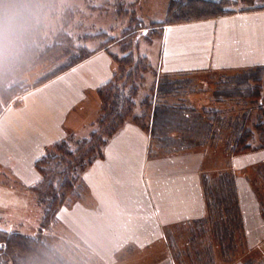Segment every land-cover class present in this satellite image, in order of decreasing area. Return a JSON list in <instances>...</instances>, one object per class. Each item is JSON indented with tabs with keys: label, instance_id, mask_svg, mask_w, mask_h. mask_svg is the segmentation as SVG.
<instances>
[{
	"label": "crops",
	"instance_id": "crops-1",
	"mask_svg": "<svg viewBox=\"0 0 264 264\" xmlns=\"http://www.w3.org/2000/svg\"><path fill=\"white\" fill-rule=\"evenodd\" d=\"M254 5L257 7L253 9L161 26L155 73H187L189 77V73L211 71L232 75L264 65V1L255 0ZM115 70L112 52L98 49L4 107L0 113V190L6 184L3 176L21 186L20 200L11 198L12 202L4 206L11 208V219L31 217L30 212L37 211L29 189L40 179L35 161L46 147L91 126L99 115L98 89ZM215 102L238 105L249 102V98L223 97ZM240 114L241 109L235 107L222 113V122L212 128L218 135L216 140L196 139L193 143L188 139V144L181 146L176 143L178 138L194 128L205 135V122L167 130L174 142L158 147L151 143L149 131L125 122L104 146L103 157L84 170L90 193L81 199L69 196L55 223L71 225L78 233L85 232L79 225L92 224V232L99 230L102 236L86 241L87 246L103 245L104 264L113 263L115 253L128 241L132 242L129 247L160 244L165 249V263L175 264L176 255L167 251L177 246L171 234L179 223L192 233L191 242L198 234L212 231L213 239L201 244L207 250L236 247V234L241 232L245 255L249 250L250 254L232 264H263L264 146L231 151L230 137L236 134L235 121ZM221 137H227L223 138V164L216 156L214 160L219 163L211 162V172L206 173V152L210 146L221 144ZM152 147L155 153L150 152ZM17 225L24 226L21 221L8 222L6 229H18ZM254 248L262 257L253 256ZM212 261L218 263L213 251ZM226 263L231 264L230 260Z\"/></svg>",
	"mask_w": 264,
	"mask_h": 264
},
{
	"label": "trees",
	"instance_id": "trees-1",
	"mask_svg": "<svg viewBox=\"0 0 264 264\" xmlns=\"http://www.w3.org/2000/svg\"><path fill=\"white\" fill-rule=\"evenodd\" d=\"M254 2L255 0H169L165 17L159 24L163 26L212 18L238 9H253L257 7ZM236 4L241 6L230 7ZM61 9L60 0H0V113L27 89L52 78L94 52L76 44L73 35L67 30L74 15L73 9L66 8L60 17L61 26L55 24L53 28L51 22L60 14ZM102 34H87L83 39L89 40ZM112 56L118 65L112 78L98 89L100 111L95 120V129L87 137L76 140L74 148H71L70 136L54 142L35 161L40 179L29 186V189L37 194L38 203L44 207L40 225L33 234L0 228V264H74L70 256L50 243L42 232L54 222L68 194L79 185L82 172L96 158L103 156V147L129 119L153 136L160 137L165 144L174 142L167 130L183 128L191 122L195 125L205 122L207 132L200 140L212 142L217 139L218 135L212 128L217 122H222L221 115L226 110L214 105L197 110L186 102L182 103L183 101L171 104L164 101L153 103L146 96L142 101L141 113H133L135 100L132 97L137 94L138 87L144 80V72L150 68L148 59L145 55L136 53L133 48L127 49L121 57ZM40 65L47 67L44 74L33 82H26L27 74ZM186 74L159 76L157 92H175L182 86L178 85L188 79ZM234 96H247L249 102L240 107L241 114L235 121L236 134L229 136L233 142L231 151L243 152L263 147L264 110L258 100L264 101V65L228 75L224 82L218 84L214 101ZM255 109L261 113L252 120L251 112ZM181 139L185 143L189 138L180 136L178 142Z\"/></svg>",
	"mask_w": 264,
	"mask_h": 264
},
{
	"label": "rangeland",
	"instance_id": "rangeland-1",
	"mask_svg": "<svg viewBox=\"0 0 264 264\" xmlns=\"http://www.w3.org/2000/svg\"><path fill=\"white\" fill-rule=\"evenodd\" d=\"M168 1L169 0H60L62 9L59 12L60 14H58V16L53 19L51 23L53 25V28L55 24H58L60 27V17L62 16L64 10L66 8L73 9L74 15L71 18V22L67 27V30L73 35L72 37L76 44L82 45L86 49L94 51L106 48L110 50L116 57H121L126 53L127 49L133 48L136 53L138 52L141 55L145 54L149 57L148 59L152 66H150L149 64L150 68L146 72H144V80L138 87L137 94L132 97V99L135 100L133 113H141L143 109L142 101L146 96L150 97L153 103L156 101H164L168 104H171L173 102L183 101L182 103L186 102L188 106L196 108L198 110L203 107V105L207 107H209L210 105H214L215 107L222 108L224 110L234 107L237 110L238 108L240 109L242 104H220L214 101L215 90L218 87V84L224 82V80L227 78V73L211 71L189 73V77H187L188 79L183 80L178 85L182 86L177 88L175 92L170 94L157 92V82L159 79V76L155 73V54L158 51L159 41L157 34H159L161 29L159 22L164 19L166 14ZM257 1L263 2L264 0ZM117 2H121L122 4L116 5ZM240 6V4H236L231 5L230 7L239 8ZM99 32L103 33L100 37H95L89 40L83 39L84 35H93ZM151 40L153 41L150 42ZM117 65L118 64L116 63V66ZM52 66L53 64L50 65V67ZM46 68L47 67L45 65L37 66L34 70L27 74L25 81L33 82L38 76L44 74ZM187 97L189 100L186 99ZM258 102L262 103V109L264 110V101L258 100ZM260 113L261 112L257 109L253 110L251 112L252 120L259 116ZM128 121L135 123L131 119H129ZM249 125L250 124H248V126ZM95 127L96 124L94 121L91 126L86 127L85 130L78 133H70L68 136L71 137L69 139L71 148L75 147L74 142L76 140L87 137L91 133V131L95 129ZM150 135L152 138L151 143H154L153 146L158 147L159 144L160 146L164 145V143L160 140V137L153 136V134L151 133ZM189 135L187 136L193 143L196 142V139H201L202 136H204L199 128H194ZM221 138V144L210 146L206 152V167L204 166L207 169L206 173L211 172L210 170L212 168H209L211 162H215V164L219 163V161L214 160L216 159V156H220V158L218 159L221 160L220 162L221 164H223V161L225 159L224 156H226L225 151H223V138L226 139L227 137ZM176 143H180L179 145L181 146L182 141H177ZM171 144L172 143H170L169 145L171 146ZM187 144V142L183 143V145ZM151 151H154L155 153V149L153 147L150 148V152ZM102 157L103 156L96 158V160ZM83 173L84 171L81 174V178L78 180L79 185L75 187L73 192L68 194L67 199L69 196L80 197L81 199L86 197V195L90 193L89 186L86 185V182L83 179ZM7 178V176H3L6 184L4 186V189H1L2 191L0 190V228H9L7 226L8 222L13 224L15 222L20 223L21 221L24 226L20 227L19 225H17L19 227L17 230L33 234L37 231V228L40 225L41 215L44 207H42V205L38 203L37 194L31 191L35 197V201L33 202L37 204V211L33 210L35 213L29 211L32 214L31 217L23 216L11 219V214H13L11 212V208L4 209V206L5 204H9L10 202H12L11 198L17 199L21 196V186L15 179L7 181ZM14 189H18L19 191H16ZM220 190L222 191V188L218 189L217 193ZM25 211L26 210L24 209V213L26 214ZM56 218L54 222H52L51 225L44 229L42 232L43 236H45V238L49 240L50 243L59 247L61 252L65 253L67 256H70L74 264H104L103 245L97 244V247H95L94 245V247L87 246V242H93L101 238L102 235L99 230L92 232V224H89L88 226L79 225V227L81 229L83 228L85 232L79 231L78 233L77 230H74L72 227H70L71 225L65 227L62 224L60 225L59 222L55 223ZM64 220L69 221L65 218ZM73 223L74 222H72V225ZM181 224L183 223H179V226L177 225L176 227H174V231L171 234L172 238L175 239L174 242L175 244L177 243V246L170 249L171 252L169 251V249L167 251L168 253H172V255L174 256L176 255L174 259L175 264H214L212 261V251L213 257L217 255V264H230L226 263L229 260L231 264L236 261H244L250 254L249 250V253L247 252V255H245L246 249L244 247L242 237L243 233L241 232L237 231L236 247L230 249H227L226 247H217L215 250H207L202 248L201 244L202 242H207L209 239H213L212 231L198 234L196 238L191 242L189 240V236L191 237L192 233H189L188 230L186 228H183V225ZM68 228H71L70 230L72 231V234L69 232ZM12 229H15V227L12 226ZM78 234L79 237L77 236ZM222 235L224 234L222 233ZM81 236H85L86 239L84 241L81 240ZM194 237L195 234L192 239ZM130 243L132 242L128 241L127 246ZM193 243H195L196 246H190V244ZM127 246L118 249V251L115 253V257L111 259L113 260V263L109 264H167L164 260V256L166 255L165 249L160 244L156 245L155 247H141L137 244L130 247ZM105 250V254L108 253V250ZM107 255L111 257L109 254ZM253 256H256L257 258L262 257L260 251L256 248L253 249ZM225 258H227L226 262Z\"/></svg>",
	"mask_w": 264,
	"mask_h": 264
},
{
	"label": "snow or ice",
	"instance_id": "snow-or-ice-1",
	"mask_svg": "<svg viewBox=\"0 0 264 264\" xmlns=\"http://www.w3.org/2000/svg\"><path fill=\"white\" fill-rule=\"evenodd\" d=\"M146 35V34H145Z\"/></svg>",
	"mask_w": 264,
	"mask_h": 264
}]
</instances>
